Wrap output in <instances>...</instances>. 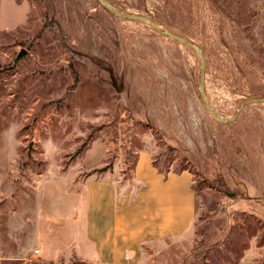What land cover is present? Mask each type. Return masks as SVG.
<instances>
[{"label":"rangeland","instance_id":"374dc122","mask_svg":"<svg viewBox=\"0 0 264 264\" xmlns=\"http://www.w3.org/2000/svg\"><path fill=\"white\" fill-rule=\"evenodd\" d=\"M109 1L202 49L220 115L264 97V0ZM199 70L180 41L98 0H0V264L38 247L85 178L130 182L142 148L162 171L190 169L198 192L188 236L151 244L144 264L263 263L264 102L218 122Z\"/></svg>","mask_w":264,"mask_h":264},{"label":"crops","instance_id":"0c3cea01","mask_svg":"<svg viewBox=\"0 0 264 264\" xmlns=\"http://www.w3.org/2000/svg\"><path fill=\"white\" fill-rule=\"evenodd\" d=\"M153 153L145 148L136 152L130 182L89 176L80 190L66 191L69 211L50 214L38 231L39 252L33 250L20 264H71L73 259L144 264L151 244L188 236L198 204L193 173L188 168L162 171ZM2 252L0 228V257ZM236 264L257 263L244 257Z\"/></svg>","mask_w":264,"mask_h":264},{"label":"water","instance_id":"95a60500","mask_svg":"<svg viewBox=\"0 0 264 264\" xmlns=\"http://www.w3.org/2000/svg\"><path fill=\"white\" fill-rule=\"evenodd\" d=\"M102 5H104L106 8H108L111 12L116 14L117 16L124 18V19H129V20H134V21H139V22H144L152 27H154L158 32L165 34L169 37H172L178 41H180L184 46L187 48L191 49L194 51V53L197 55L200 61V70H199V90L202 95L203 103L207 109V111L210 113V115L216 119L218 122L221 123H230L239 116L240 112L249 104L253 102H264V97H251L249 99L244 100L238 107L237 111L231 118H226L222 115H220L216 109L210 104V101L207 96L206 88H205V73H206V59L204 56V53L202 49L196 45L194 42H192L188 37L181 35L177 32L166 30L162 24L154 20L151 16L146 15V14H137V13H125L122 11L120 8H118L116 5L111 3L109 0H98ZM27 50L25 48H22L20 52L18 53L16 57V61H18L21 57L26 55Z\"/></svg>","mask_w":264,"mask_h":264},{"label":"built area","instance_id":"2783aa9c","mask_svg":"<svg viewBox=\"0 0 264 264\" xmlns=\"http://www.w3.org/2000/svg\"><path fill=\"white\" fill-rule=\"evenodd\" d=\"M39 252V249L38 248H35L34 249V253H38Z\"/></svg>","mask_w":264,"mask_h":264},{"label":"trees","instance_id":"16d2710c","mask_svg":"<svg viewBox=\"0 0 264 264\" xmlns=\"http://www.w3.org/2000/svg\"><path fill=\"white\" fill-rule=\"evenodd\" d=\"M76 80H77V77H76ZM75 83H76V82H75ZM75 83H74V84H75ZM241 199L246 201L247 198H246V197H241Z\"/></svg>","mask_w":264,"mask_h":264}]
</instances>
